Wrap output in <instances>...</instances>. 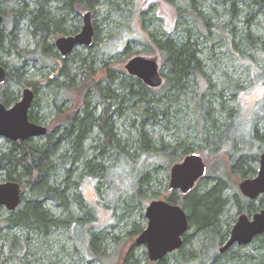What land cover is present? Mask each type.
Returning <instances> with one entry per match:
<instances>
[{"label": "rangeland", "instance_id": "374dc122", "mask_svg": "<svg viewBox=\"0 0 264 264\" xmlns=\"http://www.w3.org/2000/svg\"><path fill=\"white\" fill-rule=\"evenodd\" d=\"M195 1L203 12L210 14L213 10L214 15H218L214 20L216 26L212 27V34L209 39L204 37L206 30L204 24L192 15L189 0H100L95 10L77 5L66 24L68 30L72 32L70 34H54L51 37L52 48L49 55L53 57L30 61L25 68L27 73L23 76L27 82L18 85L14 81H8L5 85L6 90L14 91L20 97H22L25 89L36 92L35 101L38 106L33 108V112L40 118V124L46 126L51 133L61 121L57 114V105L61 103L64 105L63 111L66 113L64 117L83 109L84 90H82L83 87L81 88L80 83L84 80L83 72L89 64L94 70L93 80L106 83V69H111L119 76L122 72L128 75L125 67L132 58L143 56L156 59L159 62L165 82L169 71L162 66L160 54L156 53L157 55L150 57L143 52L146 43L152 39L151 35L162 40L167 37L179 39V37H184L186 28L194 33H203L201 37L196 34L194 39L198 40L200 45V57L205 64L207 75L213 82L214 93L220 94L214 97H222L227 106L237 112L232 132H228L226 136L232 133L236 136H244H241L244 138L241 139L242 147L243 150H248H246L248 153L247 165L244 167L246 170L248 168V171L252 168L254 173H250L244 178L228 172V165L230 167L231 163L227 160L226 153L233 145L231 142H228L230 146L227 144L222 152L212 155H206L202 150L204 146L203 119L202 112L198 110V107L203 90L206 88L205 81L200 80V88L191 86L183 92L179 96L178 103L170 105L169 113L165 117L160 115L156 121H150L146 127L156 147H161V144L173 147L185 144L189 147L190 152L198 153L203 157L208 171L193 191H203L211 187L215 175L223 174L222 176L227 180L224 195L231 198L239 195V193L241 195L240 183L257 175L259 157L263 153L262 148L258 149L256 144L250 143L249 133L255 124L256 112L260 108L259 102L264 97V15L257 14L246 23L247 10H245V5H242L239 16L229 23L227 13L230 8L223 0ZM3 2L2 7L7 9L19 5L17 0H3ZM52 5L59 6L57 2H53ZM183 9L188 12L183 11ZM88 12L91 13L95 34L96 26H98L100 41L97 43L94 39L91 47L79 46L71 55L62 59L55 45L56 41L61 37L74 36L81 32L84 26V16ZM28 23V19L22 20L18 30L14 31L17 38L13 45L9 43V33L13 24L9 22L3 24L6 40L0 50V59L8 66L19 67L26 56L23 51L34 48L35 41L29 34ZM230 29H234L237 43L244 41L246 32L252 33V38L256 39L258 43L257 47H248L243 42L240 50L235 48L233 38H230L232 37ZM126 48H128L127 53L123 51ZM18 50H20V54L17 53ZM97 54L103 55L105 59H102L103 57L100 59ZM94 56L95 58L92 59ZM85 58L88 60L84 63ZM66 61L70 73L77 75V77L74 78V85L69 93L62 94L57 98L56 85L65 81V77L60 75V69ZM17 79L18 75L15 74V80ZM48 80L54 83L48 84ZM164 91L166 89H162L159 94H163ZM3 93L4 89L0 85V101ZM16 102L18 100L14 103ZM91 105L95 106V103ZM140 106L142 105L137 104L135 109L129 104L123 105L121 112L114 116L118 136L126 142V151L132 155L128 159L129 162L121 163L120 160L122 159H119L116 151L108 149L104 155H99L95 161V163L105 167V178L84 176L81 179L79 171L74 175V180L78 183L86 200V207L92 212L90 217H93L94 226L89 225L90 230L91 232L100 231L104 235V247L107 249L104 264H123L124 257L132 246L134 259L138 260L139 264H149L146 246L137 245L136 239L139 235L131 233L133 225L137 223L142 230L147 227L145 211L153 200H167L176 194L177 204H179V201H184L186 197L181 195L179 191L171 192L169 190L171 169L184 157L169 165V162H166V157L156 152L146 154L138 151L133 156L138 145V127L142 122L141 110L138 109ZM256 127L264 134L263 122H258ZM34 140L43 143L46 137L35 138ZM7 141L0 137V152L6 151L9 147ZM100 141L101 134L95 129L86 142L90 157L98 155L99 151L95 147L102 143ZM145 172L150 173L151 178L149 184L144 185L145 192L140 194L142 197L138 198L135 196L139 195L137 194V187L142 179V174ZM3 180V175L0 173V183L5 182ZM24 195H32L30 188L26 187ZM255 205L264 207V198L255 200ZM47 206L59 214V209L54 203L49 202ZM119 206L125 209H119ZM9 215L5 208L0 209V220L6 219ZM80 215L82 213H78V216ZM247 215L252 216L251 214ZM239 216L237 207L231 204L230 213L223 218V221H227L230 231ZM85 231L83 228L78 229L77 238L85 235L87 239H90L91 245L93 237ZM187 234L191 236L193 232L189 230ZM13 238L24 244L23 251L12 249L10 239ZM204 245H206V236L204 234L194 235L181 250L167 257L168 264H180L177 255L183 260L202 257L205 251H203ZM81 247L84 248V246ZM219 248L218 254H222L219 252ZM230 252L237 258H244L245 255L254 253V250L252 245L235 246ZM212 253L210 252V254ZM56 254L59 256L57 257ZM59 258L60 261H58ZM91 259L94 260H89L85 250L82 251L76 247L73 231L70 228H58L46 237L27 234L21 228L4 227L0 230V264H103L99 259L93 257ZM225 260H228L227 257L220 258L219 262L224 263ZM188 263L197 264L192 263V261Z\"/></svg>", "mask_w": 264, "mask_h": 264}, {"label": "trees", "instance_id": "16d2710c", "mask_svg": "<svg viewBox=\"0 0 264 264\" xmlns=\"http://www.w3.org/2000/svg\"><path fill=\"white\" fill-rule=\"evenodd\" d=\"M17 1L19 2L17 7L7 9L2 7L4 2L0 0V14L4 16V22L13 24L9 33V43L10 45L15 44L14 41L17 38L15 32L18 30V26L22 20L28 19L29 34L35 41V45L32 50L23 51L26 56L19 67L8 66L1 59L0 64L8 69V80L21 85L27 82L23 76L27 73L25 68L30 61L53 57L49 55L52 48L51 37L54 34H70L72 32L68 30L66 24L75 6L81 5L89 10H95L100 0ZM53 2H57L59 6L55 7L52 5ZM223 2L227 3L230 8L227 13L229 23L239 16L242 9L240 6L242 5H245V10H247L246 23L257 14L264 15V0H223ZM189 8L193 13L192 15L204 24L206 29L204 37L209 39L212 34V27L216 26L214 20L218 15H214L213 10L210 14L203 12L197 6L195 0H189ZM183 11L188 12L185 9ZM229 23L227 24L229 25ZM4 28L5 26L2 30L0 49L3 48L6 40ZM185 32L184 37H179V39L167 37L162 40L151 35V41L145 45L144 54L150 57L157 55L156 53L160 54L162 66L169 71L165 82L160 88H148L141 80L124 72L119 76L111 69H106V83L95 82L93 80L94 70L92 65L89 64L83 72L85 75L84 80L80 83L81 88L83 87L82 90H84L83 109L64 117L66 114L63 111L64 105L62 103L57 105V114L61 121L51 133L45 136L46 140L43 143L36 142L35 138L18 142L7 141L9 147L6 151L0 152V173L3 175V181H14L21 185L22 203L21 208L19 207L11 212L8 211L9 217L0 220V230L4 227L21 228L27 234L46 237L58 228H70L73 231L76 247L82 251L85 250L89 260H94L91 259L93 257L104 264L107 253V249L104 247V235L100 231L91 232L90 226H94V223H92L93 217H90L92 212L86 207V200L78 183L74 180V175L79 171L81 179L84 176L98 179L105 178V167L95 163V161L99 155H104L108 149L116 151L119 159H122L120 160L121 163L129 162L128 159L132 155H129V152L126 151L127 144L118 136V130L114 122L115 114L120 113L123 105L126 104L135 109L137 104L142 105L138 108L141 110L142 122L138 127V145L133 156L138 151L146 154L156 152L164 155L167 159L166 162L168 161L169 163H167L170 165L192 153L185 144L178 147L161 144V147H156L146 126L150 121H156L160 115L165 117L169 113L170 105L178 103L179 96L191 86L200 88V80L206 82V88L203 90L198 107V110L202 112L203 119L204 146L202 150L206 155H212L222 152L228 142H231L233 145L226 153L227 160L231 163L230 167L228 165V172L244 178L250 173H254L252 168L248 171V168L246 170L244 167L247 165L248 160V150H243L242 147L241 139H244V136H236L233 133L226 136L228 132H232L237 112L230 109L222 97H214L217 94L214 93L213 82L207 75L205 64L200 57L201 49L198 40L194 39L196 34L201 37L203 33H194L189 28H186ZM230 32L232 35L230 38H233L235 48L240 50L243 42L248 47H257L258 43L256 39L252 38V33L246 32L244 41L237 43L234 29H230ZM99 33L98 26H96L94 39L97 43L100 41ZM123 51L127 53L128 48ZM17 53L20 54V50ZM97 56H100V59L103 57L101 54H97ZM94 58L95 56L92 59ZM102 59H105V57ZM86 60L88 59L85 58L84 63ZM67 67L66 61L60 69V75L65 77V81L56 85L57 98L62 94L69 93L73 88L74 78L77 77V75L71 74ZM15 74L18 75L17 80H15ZM52 83L54 82L48 80V84ZM162 89H166V91L159 94ZM1 97L2 102L6 106H10L19 99L20 95L14 91L9 92L4 88ZM92 103H95V106H92ZM259 103L260 108L257 109L255 124L249 133V141L256 144L258 149L262 148L264 152V134L256 127L258 122L264 123V97ZM36 106H38V103L34 101L29 119L31 122L40 124V118L33 112V108ZM95 129L101 134L100 142L102 143L95 147L100 153L98 152L97 156L90 157L86 142H88ZM222 175L212 177L214 183L211 187L203 191H192L185 197L184 201H179V204L188 214L189 230L193 232L192 237L187 234L189 230L184 235L183 246L188 244L190 238H193L194 235L204 234L206 236L203 256L183 260L177 255L180 264H189L190 261L197 264H264V234L258 236L250 244L253 246L254 253L247 254L244 258H237L232 255L230 252L232 248L218 254V248L224 245L230 235L227 221H223V218L230 213L231 204L237 207L240 215L244 213L253 215L264 209L262 206H256L255 201L245 198L240 193L235 195L234 198L224 195L227 180ZM141 177L142 179L137 187V194L139 195H135L138 198L142 197L140 194L145 192L144 185H148L151 178L148 172L143 173ZM26 187L30 188L32 195H24ZM167 201L177 203L176 194H173ZM49 202L54 203L59 209V214L53 212L47 206ZM119 209L124 210L125 208L119 206ZM78 213H82V215L78 216ZM82 228L86 230L85 232L88 235L89 233L92 235L91 245L90 239H87L85 235L79 239L77 238V230ZM142 231L140 226L135 223L131 233L140 235ZM79 236L81 235L79 234ZM10 241L13 250L23 251V243L18 242L16 238L10 239ZM132 247L125 255L123 264H139V261L134 259ZM210 252L213 253L210 254ZM56 256L59 255L56 254ZM167 257L155 263L150 261L149 264H168ZM225 257L228 260L220 263L219 259ZM60 260L59 258L58 261Z\"/></svg>", "mask_w": 264, "mask_h": 264}, {"label": "water", "instance_id": "95a60500", "mask_svg": "<svg viewBox=\"0 0 264 264\" xmlns=\"http://www.w3.org/2000/svg\"><path fill=\"white\" fill-rule=\"evenodd\" d=\"M84 20L85 25L80 34L57 40L56 46L63 57L70 55L77 46H92L95 31L91 13H87ZM2 23L3 17L0 15V28ZM125 68L128 75L140 79L151 88H158L163 84L160 66L155 59L137 56L129 60ZM6 79V69L0 65V84H4ZM34 98V92L25 89L21 100L13 107L7 108L0 103V136L18 142L47 134L48 129L45 126L29 120V111ZM207 171V164L200 154H188L172 167L169 190H177L181 195L188 196L197 183L206 176ZM239 189L241 194L251 201L264 198V152L259 157L257 175L252 179H245L240 183ZM21 203L22 188L19 183L14 181L0 183V209L15 211ZM145 217L147 227L136 239V244L146 246L151 262H159L183 247V238L189 228V217L180 204L170 203L165 199L153 200L146 208ZM262 234H264V209L252 216L241 214L221 252L233 246H248Z\"/></svg>", "mask_w": 264, "mask_h": 264}, {"label": "flooded vegetation", "instance_id": "af4514ba", "mask_svg": "<svg viewBox=\"0 0 264 264\" xmlns=\"http://www.w3.org/2000/svg\"><path fill=\"white\" fill-rule=\"evenodd\" d=\"M1 15V14H0ZM2 17H3V23H2V25H1V36H2V30H3V24H4V16L3 15H1ZM0 44H1V41H0ZM1 50V49H0ZM4 63V62H3ZM4 64H7V63H4ZM0 65H2L5 69H6V76H7V79H6V82L4 83V84H0L1 85V88H6V84L8 83V69L3 65V64H0ZM33 91V90H32ZM34 92V91H33ZM23 95V94H22ZM34 95H35V98H36V93L34 92ZM21 98L22 97H20L19 99H18V102L21 100ZM35 98H34V101H35ZM34 101H33V103H34ZM0 103H2V104H4L3 102H2V100L0 101ZM17 103V102H16ZM16 103H13L12 105H10V106H6L5 104V106L7 107V108H11V107H13ZM32 106H33V104H32ZM31 109H32V107H31ZM31 109H30V111H31ZM30 111H29V114H30ZM30 120V119H29ZM36 124H38V123H36ZM39 125H42V124H39ZM44 126V125H43ZM46 127V126H45ZM47 128V127H46ZM48 129V128H47ZM49 134V131L47 132V134L46 135H48ZM45 135V136H46ZM45 136H43V137H45ZM37 138H40V137H37ZM33 139V138H32ZM174 191H177V190H174ZM171 192H173V191H171ZM242 195V194H241Z\"/></svg>", "mask_w": 264, "mask_h": 264}, {"label": "bare ground", "instance_id": "6f19581e", "mask_svg": "<svg viewBox=\"0 0 264 264\" xmlns=\"http://www.w3.org/2000/svg\"><path fill=\"white\" fill-rule=\"evenodd\" d=\"M88 13H90V12H88ZM86 14H87V13H86ZM84 25H85V20H84ZM83 27H84V26H83ZM82 31H83V28H82L81 32H82ZM94 31H95V30H94ZM81 32H79L78 34H80ZM78 34H76V35H78ZM94 34H95V33H94ZM76 35H74V36H76ZM66 37H71V36H66ZM56 42H57V41H56ZM55 45H56V43H55ZM92 45H93V44H92ZM56 47H57V46H56ZM77 47H79V46H77ZM77 47H76V48H77ZM84 47H87V46H84ZM90 47H91V46H90ZM57 49L59 50L62 59H64V58H66V57L69 56V55H68V56H66V57H63L62 52L60 51V49H59L58 47H57ZM74 50H75V49H74ZM74 50H73V51H74ZM73 51H72V52H73ZM72 52H71V53H72ZM70 55H71V54H70ZM155 60H156V59H155ZM156 61H157V60H156ZM157 62H158V61H157ZM158 64H159V62H158ZM159 66H160V65H159ZM160 71H161V70H160ZM161 75H162V73H161ZM162 77H163V75H162ZM137 79H138V78H137ZM139 80H140V79H139ZM142 82H143V81H142ZM143 83H144V82H143ZM163 83H164V77H163ZM144 85L147 86L145 83H144ZM162 85H163V84H162ZM147 87H148V88H151V87H149V86H147ZM158 88H160V87H158ZM153 89H154V88H153ZM155 89H156V88H155ZM0 137H2V136H0ZM2 138H4V137H2ZM4 139H6V138H4ZM6 140H8V139H6ZM8 141H10V140H8ZM12 142H13V141H12ZM190 154H191V153H190ZM1 209H2V208H1ZM253 215H254V214H253ZM236 222H237V221H236ZM236 222H235V223H236ZM234 225H235V224H234ZM234 225H233V227H234ZM233 227H232V229H233ZM232 229H231V231H232ZM188 230H189V228H188ZM188 230H187V232H188ZM231 231H230L229 238H230V236H231ZM187 232H186V233H187ZM186 233H185V234H186ZM229 238L227 239V241L229 240ZM227 241H226V242H227ZM226 242L224 243V245L226 244ZM224 245H223V246H224ZM223 246H222V247H223ZM222 247H221V248H222ZM233 247H235V246H233ZM233 247H232V248H233ZM221 248L219 249V251H220V253H223V252H221ZM230 249H231V248H230ZM228 250H229V249H228ZM170 255H171V254H170ZM148 258H149V257H148ZM149 260H150V259H149Z\"/></svg>", "mask_w": 264, "mask_h": 264}]
</instances>
